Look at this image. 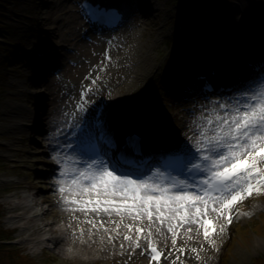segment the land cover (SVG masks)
<instances>
[{"label": "rangeland", "instance_id": "1", "mask_svg": "<svg viewBox=\"0 0 264 264\" xmlns=\"http://www.w3.org/2000/svg\"><path fill=\"white\" fill-rule=\"evenodd\" d=\"M241 1L243 0H146V3L152 4L151 12L148 15L139 13L138 18L130 19L129 26L124 27L122 32L127 34L129 30H132L130 34L134 35L127 37L124 45L120 46L118 51L116 50V57L127 54L129 49L132 53H138L140 57L144 56L145 62L141 58V64H139L142 69H138V74H136L137 70L126 71L123 62L114 64L109 67L111 68L109 73L103 74L106 68L98 72L99 69L97 67L94 69V66L100 61H105L111 40L106 39L104 47H102L103 41L99 47H95L93 41H97L98 38L92 34L84 36L82 21L81 19L77 20V17L80 18L77 12V0H8L4 7V17L9 25L6 39H9L11 43L9 48L6 47V51L0 49V60L4 61V65L0 68V239L11 237L13 240L10 243L3 242L4 244L0 241V264H126L129 261L128 259L117 261L108 255L104 257V260L96 261V257L93 255V257H89L92 262H83L78 259H70L68 253L63 249L64 245L61 248L57 245L53 251L47 253H40L38 250L34 252L26 247L30 244L28 240L36 235L34 229L40 225L39 221L42 219L56 222L51 228L56 230L57 243L62 237L69 238L67 235L69 229L67 230V228H73V224L82 222L81 218L85 215L83 210L88 207L85 206L83 210H80L81 201L92 200V198L84 199L85 197L79 196L77 192L71 191L64 184V178L67 180L70 178L67 177V174L77 170L72 163L76 156L75 150L68 151L66 149V135L75 120L72 119L68 123L67 114L73 106L76 108L84 84L90 78L102 74L104 78L106 77V82L100 87H102V91L104 90L106 98L108 87L109 90L115 92L114 85L119 83L121 87L123 82L124 86L131 87L135 93L131 105L144 103L146 109L152 111L149 110L152 113L151 117L158 122L161 128L168 134L176 135L179 131L174 130L173 127H176L180 115H173L171 106L177 103V97L183 94L181 91L172 93L168 88H159V85L155 84L151 78L144 80L143 75L146 73V69L149 72L154 70L152 65L154 64L155 67L161 59L164 60V57H167L166 54L170 50L168 46L171 45V43L166 44L168 37L173 38L176 35L182 39L183 43L189 44L191 36H202L203 40L211 38L225 49L232 43L228 37L229 31L238 30L233 3ZM259 1L263 5L264 0ZM148 6L150 4L144 5L143 11L146 13ZM209 8L211 11L207 12ZM254 9L255 7L248 8L250 15ZM263 17L264 13L258 11L256 18L259 22H264ZM145 19H148L147 29L139 31L138 28H141L139 24H142ZM151 29H153L152 32ZM163 33L164 36H168L162 41L160 35L163 36ZM240 34L242 33L240 32ZM55 36L58 37L56 39L58 43L55 41ZM220 38L225 39L224 43L219 40ZM32 47L46 50V52L52 49L54 52L52 55H47L51 61H47L50 66L48 70L44 68V73L37 70V67L26 64L25 57ZM96 53L98 54L95 55ZM91 54H94V57ZM122 61H127V59H122ZM52 63L59 65H51ZM8 65L10 66L8 67ZM55 65L60 67L57 74L51 72ZM115 69V79H113L112 75ZM149 75L150 73L147 76ZM141 88L145 90L139 93ZM40 92L43 93L41 100L35 96ZM143 93L150 95V98L139 102L140 94ZM64 98L68 103H64ZM99 98V96L96 97V101ZM152 101H156L161 108L158 118L153 114V105L152 107L151 104L147 105V102ZM189 103L190 101H186V104L181 107L182 114L193 116L197 120L195 125L197 129V125L202 121V116L196 112L194 104L190 105ZM60 106L63 110L57 112ZM37 109L44 118L40 126L41 131L33 133L25 124L35 123L36 115L34 113L37 112ZM41 115L37 116L41 117ZM108 122L111 125L114 123L111 122V117ZM50 127L52 128L51 137L63 142L62 147L58 148L57 155H68L62 170L56 164L48 167L43 163V161L47 162V155H49V148L45 144L42 143L41 147L33 145L34 140L43 142L41 135L49 136L48 128ZM190 135L193 133L189 132L188 136ZM51 171H53V175L49 178L52 180L46 184V180L43 178L46 177V173L49 175ZM27 186L40 187L41 191L37 190L35 194H30L29 198H24L19 194L33 192L26 190ZM15 189L19 198H16L17 196L13 192L7 193L9 190ZM42 198L48 201V204L43 205L40 209L37 205L30 203ZM260 200L264 201V197ZM17 205H20L21 208H17ZM18 214L23 218H18L17 225H21V227H15V229L11 226L10 216ZM112 217V219L104 218V223L114 225L117 222H124L129 225L131 222H138L150 225V228L154 229L161 225L155 216L152 221L146 218L130 219L127 216L122 218L113 215ZM200 218L202 217L198 219L201 220ZM169 223L177 224L179 222L175 220L169 221ZM61 229L65 231L61 232ZM191 230L195 231L198 228L192 227ZM257 231L264 236V229L257 227ZM100 233L92 232L86 235L89 244L84 248L93 250L97 243L102 242ZM256 239L257 237L252 232H246L243 234L240 244L233 243L228 246L225 249L226 264L234 260H243L244 264H254V259L263 257L264 250L262 252L255 250L248 252L247 250V246L252 247ZM259 239L264 242L263 238ZM110 248L111 245L106 243L105 254L111 253ZM197 249L205 251L204 248ZM239 251H242V256L238 255ZM257 263L264 264V259L256 261Z\"/></svg>", "mask_w": 264, "mask_h": 264}, {"label": "snow or ice", "instance_id": "2", "mask_svg": "<svg viewBox=\"0 0 264 264\" xmlns=\"http://www.w3.org/2000/svg\"><path fill=\"white\" fill-rule=\"evenodd\" d=\"M191 139L194 151L185 155L179 169L186 179L159 172L146 179H133L128 174H117L103 159L88 162L83 171L77 169L74 183L80 194L88 191L96 197L94 201H81L80 210L94 203L91 211L115 213L122 218L152 221L155 216L161 224L175 220L200 223L207 238L209 210L230 211L244 198L242 193L252 194L253 180L259 178L264 184V83L214 103ZM81 177L88 185L80 183ZM227 219L230 223L231 218ZM167 227L175 236V225L167 223ZM149 246L156 259L158 250L151 242Z\"/></svg>", "mask_w": 264, "mask_h": 264}, {"label": "bare ground", "instance_id": "3", "mask_svg": "<svg viewBox=\"0 0 264 264\" xmlns=\"http://www.w3.org/2000/svg\"><path fill=\"white\" fill-rule=\"evenodd\" d=\"M144 5H145V3H143ZM262 12L264 13V5L262 6ZM75 16H77V15H75ZM246 16H247V19H253L252 18V15L250 16V14H248V11L246 12ZM77 20L79 21L80 20V18L79 17H77ZM263 20H264V17H263ZM231 28H233L232 26H231ZM233 30V29H232ZM153 31V29H151V32ZM239 33V31L238 30H234V32L233 33H231V35H230V37L231 38H233L234 37V35H236V34H238ZM56 35V34H55ZM130 35V34H129ZM129 35H125V38L127 39V37H129ZM58 36V35H57ZM55 38V41H56V39H58V37L56 38V36L54 37ZM53 38V39H54ZM125 38H123V41H122V43H124V41H125ZM122 39V37H119V39H118V41H117V43H119V40H121ZM43 41V40H42ZM44 41H46L45 39H44ZM103 41V38H100V37H98V39H97V41H93V43H94V46L95 47H99V45L101 44V42ZM57 42V41H56ZM58 43V42H57ZM237 44V43H236ZM103 47V46H102ZM98 49V48H97ZM225 52H226V56L228 57V56H230V54H232V53H234V54H237V52H238V50H236V49H229V48H227L226 50H225ZM241 53H244V50L243 51H241ZM260 53L262 54H264V51H260ZM259 53V54H260ZM98 53H96L95 55H97ZM258 54V55H259ZM93 57H94V54H91ZM127 55L126 54H124L123 55V58H125ZM137 56V58H142V61L143 62H145V57L144 56H142V57H140V56H138V54L136 55ZM31 57V61H30V65H31V67H37V65L39 64V63H41V62H43V61H51V58L50 57H48V56H45V57H38V58H36V57H34V56H31V55H29V58ZM237 57H239V61L243 64V65H245V64H247V61L245 60H243L244 62H242L241 61V59L240 58H242L243 59V56L242 55H237ZM134 59V58H133ZM133 59H132V61H133ZM103 61H100L99 63H97V64H95V66H94V69H96V67L99 69V70H104L105 69V67H107L106 66V64L105 63H102ZM239 64V63H238ZM126 67H127V69L129 68V66H127V65H125V69H126ZM109 68V67H108ZM138 69L140 70V69H142L140 66H138V68H137V71H136V74H138ZM205 70H207V68H205V66H204V68H203V71H205ZM115 72H116V69L114 70V73H113V75H112V77L115 75ZM148 72V70L146 69V73ZM131 73V72H130ZM145 73V74H146ZM145 74L143 75V77L145 76ZM164 74L165 75H168V71L167 70H165L164 71ZM174 78L176 77V76H178V77H180V76H183V75H180L178 72H175L174 74ZM103 75H101V77H102ZM214 76H216V74L214 75ZM172 77V75H170L169 74V77L168 78H171ZM184 77H187L186 79L187 80H189L190 79V77H188V76H184ZM187 80H184V81H178V82H185V81H187ZM53 81V80H52ZM260 83V82H259ZM258 85H260V84H257V86ZM116 93H111V95H110V100H111V102H107L106 103V108H105V115H107L108 113H110V112H115V114H119V112H120V109H121V107H124V106H126V105H128V102H130L133 98H129L130 97V95L131 94H133L134 95V92H133V90H132V88L131 87H126V86H124V84L122 83V86L120 87V84L118 85V83L116 84ZM178 89L180 90L181 88L180 87H178ZM252 90H254V89H252ZM94 93H95V91L92 93V95L91 96H93L94 95ZM186 93L187 92H184L183 94H185L186 95ZM192 97H194V96H190L189 97V99H180V98H177V100H176V102L177 103H175V104H173L172 106H171V112H172V114L173 115H175V116H179L180 115V118L179 119H177L178 121L176 122V127L174 126L173 128H174V130H178L179 131V133H177L176 135H179V134H181V135H183V136H186L187 135V133H193L194 135L196 134V132H197V130H196V119H194L193 118V116H190V115H186V114H182V110H181V107L183 106V105H185L186 104V101H190V103L189 104H197L198 102H203V100L199 97V96H197V97H195V98H193V99H190V98H192ZM81 99H82V95H81ZM129 100V101H128ZM64 103H68L67 102V99L66 98H64ZM188 104V105H189ZM61 106H62V104H61ZM61 106H60V108L58 109V111L57 112H61L63 109L61 108ZM92 112V111H91ZM90 112V113H91ZM89 113V114H90ZM198 113H199V111H198ZM89 114H87V115H83L80 111H72V114H71V116H74V117H76V118H78V117H82V118H85V117H88V115ZM104 115V114H103ZM114 120V119H113ZM185 123H188V124H185ZM52 127V126H51ZM48 128V130H49V136H47V135H41L43 138H42V140H43V142H41V141H39V140H34V142H33V145H35V146H37V147H41V145H42V143L43 144H45L48 148H49V155H47V157H48V159H47V162H45V163H47V165H54V164H56L58 167H61V170H62V166H63V163L65 162V160H66V158H67V154H65V155H57L58 154V148H61L62 147V144H63V142H62V140H56V139H54L53 137H51V130H52V128ZM165 134H167V132L166 131H164V130H161L160 132H159V136L160 135H165ZM157 136V135H156ZM161 137H163V136H161ZM49 138H51V139H49ZM165 140L166 139H168V138H165V137H163ZM55 140V141H54ZM57 141V142H56ZM61 144V145H60ZM146 147L147 148H150V149H153L154 148V144H152V143H147L146 144ZM40 150V149H39ZM77 176V172L74 174V175H72V177L71 178H69L68 180L66 179V178H64L65 180H64V184H65V186L66 187H68L71 191H74V192H77V194L79 195V196H81V197H91L92 195H93V193H91V192H88V191H86L83 195H81L80 194V192H79V190H78V186H77V184L76 183H74V178ZM80 183L82 184V185H88V181L87 180H84L83 178H80ZM84 195H86V196H84ZM17 208H21V206L20 205H17ZM87 218H97V219H99V218H102V217H107V215H116L115 213H111V214H108V213H105V212H103V211H99V212H93V211H91V207H88L87 208ZM68 217V216H67ZM18 218H20V219H22L23 218V216L22 215H20V214H18V215H15L14 216V218L12 219V218H10V220H11V222H12V227H14V226H16L17 225V221H18ZM68 218H70V217H68ZM28 220H30V218H28ZM192 224H195V223H192ZM16 227H18V228H20V226L18 225V226H16ZM38 227H36V233H38L39 232V229H37ZM67 228V227H66ZM75 228V227H74ZM64 229H65V227H64ZM64 229H61L62 231L61 232H64ZM20 232H22V230L20 229ZM42 234H40L38 237H40ZM68 241V239H66V237L64 238V237H62V239L57 243V242H55V247H57V245H58V247H60L61 248V246L62 245H64L63 243H66ZM197 244L195 243V244H193L192 246L193 247H195ZM260 245V242H258L257 243V246H259ZM39 247H40V244H39ZM34 252L35 251H37V249H34L33 250ZM212 256H211V254L210 255H208V258H211ZM214 258H215V264H217V258H216V256H214ZM196 264H199L198 262H195ZM149 264H153L152 262H149ZM232 264H237V263H232Z\"/></svg>", "mask_w": 264, "mask_h": 264}, {"label": "trees", "instance_id": "4", "mask_svg": "<svg viewBox=\"0 0 264 264\" xmlns=\"http://www.w3.org/2000/svg\"><path fill=\"white\" fill-rule=\"evenodd\" d=\"M8 0H0V49L6 50V43H5V37L8 34L9 25L6 23L4 19V7L7 5ZM3 64H0V67L3 66Z\"/></svg>", "mask_w": 264, "mask_h": 264}, {"label": "water", "instance_id": "5", "mask_svg": "<svg viewBox=\"0 0 264 264\" xmlns=\"http://www.w3.org/2000/svg\"><path fill=\"white\" fill-rule=\"evenodd\" d=\"M256 26L258 27L259 30L264 31V26H262V24L257 23ZM137 110L141 115H144V110L142 108L137 107Z\"/></svg>", "mask_w": 264, "mask_h": 264}]
</instances>
